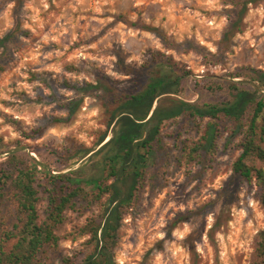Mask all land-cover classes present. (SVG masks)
Here are the masks:
<instances>
[{
    "label": "rangeland",
    "instance_id": "obj_1",
    "mask_svg": "<svg viewBox=\"0 0 264 264\" xmlns=\"http://www.w3.org/2000/svg\"><path fill=\"white\" fill-rule=\"evenodd\" d=\"M237 1L0 0V169L12 171L15 154L53 174L95 176L111 102L157 73L154 55L185 76L183 99H225L198 92L196 81L264 70V0L248 3L230 34ZM199 124L188 115L165 124L119 228L115 264H264L263 190L233 172L239 138L229 137L228 124L220 123L214 154L183 165V144L199 140ZM10 182L0 197V237L18 222ZM100 215L85 189L55 230L58 244L44 245L35 264L80 262L93 251L81 230Z\"/></svg>",
    "mask_w": 264,
    "mask_h": 264
},
{
    "label": "trees",
    "instance_id": "obj_2",
    "mask_svg": "<svg viewBox=\"0 0 264 264\" xmlns=\"http://www.w3.org/2000/svg\"><path fill=\"white\" fill-rule=\"evenodd\" d=\"M253 1L236 2L237 14L227 32L240 31L246 6ZM154 59L157 73L148 77L138 91L111 102L114 106L107 130L94 153L102 154L97 162L100 171L95 176L80 180L73 177L75 173L53 174L40 170L37 163L25 166L15 154L10 156L12 171L0 169V197L11 181L18 210V222L0 237V264H35L44 245L56 246L59 237L55 230L63 222L64 212L85 189L90 190L101 212L99 223L90 219L81 230L90 236L87 244L93 245V251L80 262L67 257L62 264H115L113 247L119 228L145 183L154 150L162 145L165 124L184 115L198 120L202 132L196 142L183 144V165L216 152L222 133L220 123L225 121L229 137L239 138L240 153L233 172L248 182L254 180L263 190L264 199V70L243 67L226 80L196 81L198 92L212 96L223 93L225 99L189 101L182 98L185 76L159 55ZM113 91L108 88L109 93ZM42 201L45 208L41 219ZM10 241L13 243L8 249Z\"/></svg>",
    "mask_w": 264,
    "mask_h": 264
},
{
    "label": "clouds",
    "instance_id": "obj_3",
    "mask_svg": "<svg viewBox=\"0 0 264 264\" xmlns=\"http://www.w3.org/2000/svg\"><path fill=\"white\" fill-rule=\"evenodd\" d=\"M187 231H188V228L185 227L184 230H183V232H176L175 234H176L177 236H183Z\"/></svg>",
    "mask_w": 264,
    "mask_h": 264
}]
</instances>
